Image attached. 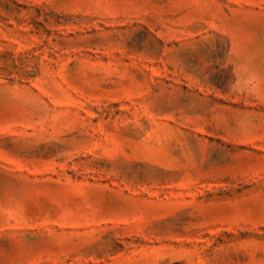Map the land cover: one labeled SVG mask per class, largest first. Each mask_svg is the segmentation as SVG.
<instances>
[{"label":"rangeland","instance_id":"1","mask_svg":"<svg viewBox=\"0 0 264 264\" xmlns=\"http://www.w3.org/2000/svg\"><path fill=\"white\" fill-rule=\"evenodd\" d=\"M0 264H264V0H0Z\"/></svg>","mask_w":264,"mask_h":264}]
</instances>
